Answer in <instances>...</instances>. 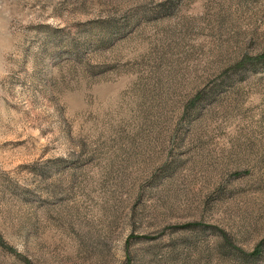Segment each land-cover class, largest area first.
I'll return each mask as SVG.
<instances>
[{
	"label": "rangeland",
	"instance_id": "obj_1",
	"mask_svg": "<svg viewBox=\"0 0 264 264\" xmlns=\"http://www.w3.org/2000/svg\"><path fill=\"white\" fill-rule=\"evenodd\" d=\"M0 264H264V0H0Z\"/></svg>",
	"mask_w": 264,
	"mask_h": 264
},
{
	"label": "trees",
	"instance_id": "obj_2",
	"mask_svg": "<svg viewBox=\"0 0 264 264\" xmlns=\"http://www.w3.org/2000/svg\"><path fill=\"white\" fill-rule=\"evenodd\" d=\"M259 252V250H257V253Z\"/></svg>",
	"mask_w": 264,
	"mask_h": 264
}]
</instances>
